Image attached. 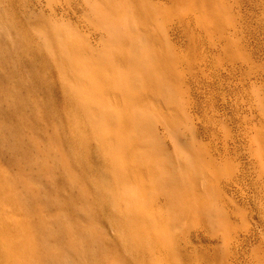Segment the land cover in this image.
<instances>
[{
	"label": "rangeland",
	"instance_id": "obj_1",
	"mask_svg": "<svg viewBox=\"0 0 264 264\" xmlns=\"http://www.w3.org/2000/svg\"><path fill=\"white\" fill-rule=\"evenodd\" d=\"M0 15L20 51L0 53V264H263L245 0H0Z\"/></svg>",
	"mask_w": 264,
	"mask_h": 264
},
{
	"label": "bare ground",
	"instance_id": "obj_2",
	"mask_svg": "<svg viewBox=\"0 0 264 264\" xmlns=\"http://www.w3.org/2000/svg\"><path fill=\"white\" fill-rule=\"evenodd\" d=\"M244 16H245V31H246V51H245L244 58H245L246 70L250 76L254 75L253 79H255L256 81L260 80V84H264V0H245V15ZM11 26L12 24L9 21L3 19V16L0 15V53L3 55H6L7 57H11L14 53H17V52H18L17 54L20 53V51H18L16 48L18 47V45L13 44L15 46L14 47L13 45L9 43V40H11V37H12V34H11L12 27ZM5 62H7V60ZM11 64L13 66L14 63L11 62ZM9 87L12 88L11 85ZM45 89L48 91H51L50 88L48 87H46ZM24 99L25 98H23V100ZM84 130L85 129H83V131ZM85 133L86 134L84 136H85V139L87 140V143L85 140L83 141V144L85 146L84 148H86V146L89 147L90 145L89 143L91 142L90 135L88 134V132H85ZM104 176H105V173H104ZM102 177L103 176L99 178H102ZM103 187L104 186L100 188H96L97 203L100 206H105L107 204L105 196L107 193L109 195V192H110L109 190L107 191L106 188H103ZM104 212H106V210ZM122 243L125 246L126 242L124 240H122ZM263 264H264V261H263Z\"/></svg>",
	"mask_w": 264,
	"mask_h": 264
}]
</instances>
